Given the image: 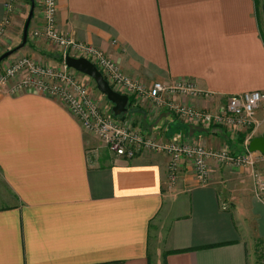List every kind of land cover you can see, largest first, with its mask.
<instances>
[{
  "label": "crops",
  "instance_id": "crops-1",
  "mask_svg": "<svg viewBox=\"0 0 264 264\" xmlns=\"http://www.w3.org/2000/svg\"><path fill=\"white\" fill-rule=\"evenodd\" d=\"M8 1L0 0V25L8 18L0 55L21 43L30 9L13 0L7 14ZM33 1L17 55L57 66L56 49L30 36L41 24ZM57 28L142 84H193L203 95L185 102L197 110L216 113L230 95L264 92V0H57ZM127 113L160 142L240 154L250 136L264 137V103L254 132H238L246 133L240 148L238 133L223 127L186 125L165 110L127 105ZM94 140L54 97L0 94V264H248L264 242L250 169L210 160L206 184L187 170L169 190L164 155L115 158L98 154ZM254 171L264 177V161Z\"/></svg>",
  "mask_w": 264,
  "mask_h": 264
},
{
  "label": "built area",
  "instance_id": "built-area-1",
  "mask_svg": "<svg viewBox=\"0 0 264 264\" xmlns=\"http://www.w3.org/2000/svg\"><path fill=\"white\" fill-rule=\"evenodd\" d=\"M41 24L30 32L34 39L49 43L59 53L60 62L53 66L27 56H13L0 71V94L19 95L32 92L58 99L77 120L81 129L96 138L115 158L133 159L143 154H162L167 159L166 184L173 189L184 171L189 170L198 184H206L209 161L232 168L252 171L255 197L264 203V177L254 171L264 156L247 152L251 136L244 144V152L233 154L228 149L209 150L194 140L172 139L157 141L145 134L128 114L115 116L95 100L87 86L77 80L78 73L65 65V57L85 58L102 74L117 93L132 100V107L145 108L152 114L165 110L183 124L203 128L223 127L231 132H250L255 128V111L264 103L263 91L230 95L224 109L207 113L189 106L185 99L203 95L189 82L170 85L154 82L142 84L121 72L102 52L71 40L57 28V0H40ZM7 14L13 11V1L5 3ZM8 18L0 25V41L5 36ZM16 57V58H15ZM15 58V59H14ZM5 89L7 91H5Z\"/></svg>",
  "mask_w": 264,
  "mask_h": 264
},
{
  "label": "water",
  "instance_id": "water-1",
  "mask_svg": "<svg viewBox=\"0 0 264 264\" xmlns=\"http://www.w3.org/2000/svg\"><path fill=\"white\" fill-rule=\"evenodd\" d=\"M30 9L23 26L21 43L2 53L0 55V64L3 63L8 58L16 55L26 44L28 39V30L30 22L34 13V1L29 0ZM65 65L67 68L74 70L75 72L84 75L91 79L95 84L96 90L102 94L106 100L112 105V113L115 116H120L127 112L128 98L125 95L115 92L109 84L105 81L102 74L98 69L85 58H73L70 56L65 57ZM247 152L249 153H259L264 156V137H254L249 140L247 145Z\"/></svg>",
  "mask_w": 264,
  "mask_h": 264
},
{
  "label": "rangeland",
  "instance_id": "rangeland-1",
  "mask_svg": "<svg viewBox=\"0 0 264 264\" xmlns=\"http://www.w3.org/2000/svg\"><path fill=\"white\" fill-rule=\"evenodd\" d=\"M13 1V0H12ZM20 1V2H19ZM16 3H18V6H20V5H25V11H26V15H27V12H28V7L27 6H29V3H28V1H26V0H17L16 1ZM23 3V4H22ZM15 6H17L16 4H15ZM17 8V7H16ZM20 7H18L17 9H19ZM13 48V47H12ZM12 48H9L8 50H10V49H12ZM7 50V51H8ZM19 53V52H18ZM17 53V54H18ZM16 54V55H17ZM59 55V53L55 50L54 51V55ZM16 55H14V56H16ZM13 57V56H12ZM12 57H10V58H8L7 60H5L3 63H1L0 64V71L2 70V68H3V65H6V64H8L7 62L12 58ZM16 58V57H15ZM14 58V59H15ZM60 58V57H59ZM77 80H79V81H81L83 84H85L86 86H87V88H88V90H89V92H90V94H91V96L95 99V100H97L99 103H101L102 104V101H101V99L100 98H103V97H99L100 96V93L96 90V87H95V84L93 83V81L91 80V79H89L88 77H84V76H82L81 74H79L78 73V75H77ZM151 114H152V112H151ZM133 121H134V118H133ZM135 122V121H134ZM138 124V123H137ZM96 140V141H95ZM95 143H94V145H95V147H94V149H96L97 150V152H98V154H100V153H103V154H109L110 155V153L107 151V149L95 138ZM97 143L99 144V145H97ZM239 145H241V143H236V145H235V148L236 147H238V148H240L239 147ZM89 147V150H88V155L89 156H93V154H94V150H92L93 148V146L92 145H89L88 146ZM90 148H92L91 150H90ZM226 149H228L227 147H226ZM230 150V149H229ZM233 153V152H232ZM111 156V155H110ZM264 256V245H261L260 243H256L255 244V246H254V248L251 250V252H250V255H249V260H248V264H260V263H262V259H261V257H263ZM261 259V260H260Z\"/></svg>",
  "mask_w": 264,
  "mask_h": 264
},
{
  "label": "trees",
  "instance_id": "trees-1",
  "mask_svg": "<svg viewBox=\"0 0 264 264\" xmlns=\"http://www.w3.org/2000/svg\"><path fill=\"white\" fill-rule=\"evenodd\" d=\"M26 1H28V3H29V0H26ZM34 8H35V6H34ZM27 43H28V39H27V41H26V44L25 45H27ZM59 61H60V58H59ZM105 98V97H104ZM109 103V102H108ZM110 104V103H109ZM111 105V104H110ZM131 108H132V100L131 99H129V103H128V109L129 110H131ZM126 114H121L119 117H124ZM246 133H238V134H236L235 135V137H236V139L238 140V143H243V140H244V137L246 136L245 135ZM261 245H264V242H259ZM262 259V260H261ZM261 261H262V263H260V264H264V256L263 257H261Z\"/></svg>",
  "mask_w": 264,
  "mask_h": 264
},
{
  "label": "flooded vegetation",
  "instance_id": "flooded-vegetation-1",
  "mask_svg": "<svg viewBox=\"0 0 264 264\" xmlns=\"http://www.w3.org/2000/svg\"><path fill=\"white\" fill-rule=\"evenodd\" d=\"M112 108V107H111Z\"/></svg>",
  "mask_w": 264,
  "mask_h": 264
}]
</instances>
